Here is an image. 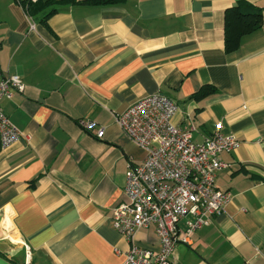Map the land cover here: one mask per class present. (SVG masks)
Here are the masks:
<instances>
[{
	"label": "crops",
	"instance_id": "0c3cea01",
	"mask_svg": "<svg viewBox=\"0 0 264 264\" xmlns=\"http://www.w3.org/2000/svg\"><path fill=\"white\" fill-rule=\"evenodd\" d=\"M104 1L0 0V70L25 84L2 101L23 138L0 145V264H126L112 214L144 152L116 116L158 94L195 142L220 131L240 143L215 181L231 202L172 264H264V0ZM239 4L260 9L263 26L228 53L225 13ZM204 85L217 92L194 98ZM136 240L159 249L156 226Z\"/></svg>",
	"mask_w": 264,
	"mask_h": 264
},
{
	"label": "built area",
	"instance_id": "2783aa9c",
	"mask_svg": "<svg viewBox=\"0 0 264 264\" xmlns=\"http://www.w3.org/2000/svg\"><path fill=\"white\" fill-rule=\"evenodd\" d=\"M34 29V24H31ZM25 84L17 76L0 70V145L8 148L23 138L2 108V101L24 93ZM178 107L158 94L132 104L116 121L124 135L144 152L140 163L130 162L124 187L125 200L112 214L114 228L129 242L126 264H172L178 243L206 226L212 217L225 212L233 195L216 184L218 172L226 165L221 155L239 147L235 137L214 132L202 143L193 140V125L172 123ZM85 131L95 129L93 121L80 123ZM103 139L105 130H97ZM185 222V235L179 223ZM156 226L158 250L137 243L139 230ZM27 258H31L28 246Z\"/></svg>",
	"mask_w": 264,
	"mask_h": 264
},
{
	"label": "trees",
	"instance_id": "16d2710c",
	"mask_svg": "<svg viewBox=\"0 0 264 264\" xmlns=\"http://www.w3.org/2000/svg\"><path fill=\"white\" fill-rule=\"evenodd\" d=\"M104 1V0H102ZM105 2V1H104ZM30 14V5H24ZM263 26V13L260 9L248 4L228 8L225 13V50L228 53L237 51L242 39L252 35ZM217 90L211 85H204L194 94V98L202 99L214 95Z\"/></svg>",
	"mask_w": 264,
	"mask_h": 264
},
{
	"label": "rangeland",
	"instance_id": "374dc122",
	"mask_svg": "<svg viewBox=\"0 0 264 264\" xmlns=\"http://www.w3.org/2000/svg\"><path fill=\"white\" fill-rule=\"evenodd\" d=\"M188 219H191V218H190V217H188V218L184 219L182 222H184V223H185V221H186V220H188Z\"/></svg>",
	"mask_w": 264,
	"mask_h": 264
},
{
	"label": "bare ground",
	"instance_id": "6f19581e",
	"mask_svg": "<svg viewBox=\"0 0 264 264\" xmlns=\"http://www.w3.org/2000/svg\"><path fill=\"white\" fill-rule=\"evenodd\" d=\"M15 240V239H14ZM16 241V240H15Z\"/></svg>",
	"mask_w": 264,
	"mask_h": 264
}]
</instances>
